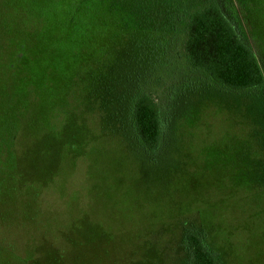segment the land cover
<instances>
[{"label":"rangeland","instance_id":"obj_1","mask_svg":"<svg viewBox=\"0 0 264 264\" xmlns=\"http://www.w3.org/2000/svg\"><path fill=\"white\" fill-rule=\"evenodd\" d=\"M208 1L0 22V264H186L189 231L221 264H264V85L191 65L184 26ZM220 1L264 72V0ZM144 91L161 105L155 153L132 123Z\"/></svg>","mask_w":264,"mask_h":264},{"label":"trees","instance_id":"obj_2","mask_svg":"<svg viewBox=\"0 0 264 264\" xmlns=\"http://www.w3.org/2000/svg\"><path fill=\"white\" fill-rule=\"evenodd\" d=\"M104 0H0V22L7 23L19 14V25H48L52 15L60 17L62 4L69 22H81L90 16L104 15ZM239 11V8H238ZM1 31V27H0ZM7 31H5V34ZM184 49L190 63L204 70L220 84L232 89L259 88L264 85V72L252 46L244 39L220 0H210L192 12L184 26ZM14 36H17L14 35ZM18 49L23 53L28 39L22 35ZM12 37V36H11ZM134 131L145 148L155 153L163 140L164 122L161 105L150 92L134 99L132 113ZM186 264H221L204 236L196 231L187 234Z\"/></svg>","mask_w":264,"mask_h":264}]
</instances>
